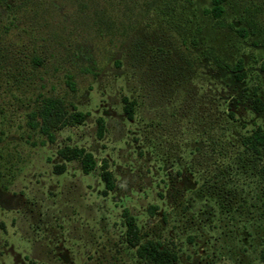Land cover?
<instances>
[{"label":"rangeland","instance_id":"1","mask_svg":"<svg viewBox=\"0 0 264 264\" xmlns=\"http://www.w3.org/2000/svg\"><path fill=\"white\" fill-rule=\"evenodd\" d=\"M212 5L0 0V264H152L127 242L125 209L141 242L178 264H264L263 162L241 143L264 125V0L223 3L224 23H254L246 36L218 25ZM208 49L241 60L243 79ZM47 98L84 121L45 128ZM65 147L91 152L96 169L74 159L54 172Z\"/></svg>","mask_w":264,"mask_h":264},{"label":"trees","instance_id":"2","mask_svg":"<svg viewBox=\"0 0 264 264\" xmlns=\"http://www.w3.org/2000/svg\"><path fill=\"white\" fill-rule=\"evenodd\" d=\"M225 0H212V7L208 12L212 15L218 25H223L234 29L241 36H246L249 32H254V23L247 22V28L245 27H234L232 23H224L222 14L224 13ZM92 13L94 17L98 18L100 15L104 14L103 8L96 1L92 2ZM99 12V15L96 13ZM205 55L214 64L230 69L234 78L241 80L244 77V70L242 61L238 60L235 65L230 66L226 63L219 55H217L212 49L205 51ZM262 69H264V62L261 64ZM123 111L127 119H133L134 114V101L128 100L127 97H122ZM254 108L259 111L262 109V102L260 99H254ZM64 102L57 98H47L44 104L40 108V116L42 117V124H45V128L49 126H64L67 124H79L85 119L86 114L78 111L74 105H71L72 111L69 113ZM264 124V118H263ZM43 127V126H42ZM105 131V122L103 118L99 117L97 119V136L101 138ZM48 135V140L52 141V135L45 132ZM242 147L244 152L250 153L255 160L263 162L259 170L264 173V125L256 126L250 131L248 135L242 138ZM59 156L63 159V162L56 164L53 167L54 172L61 173L65 170V162L77 159L80 161L81 170L84 174L90 173L92 170L96 169V161L91 152L86 151L82 147H65L58 150ZM99 176L104 184V189L102 194L106 195L109 191L113 190L115 187V179L112 172L108 169L107 162L102 161ZM124 218L126 220V239L128 244L136 248L137 254L141 258L148 259L152 264H178L177 255L174 251L169 248L163 247L161 243L155 241L141 242L138 229L134 223V219L128 214L127 209L124 211Z\"/></svg>","mask_w":264,"mask_h":264}]
</instances>
